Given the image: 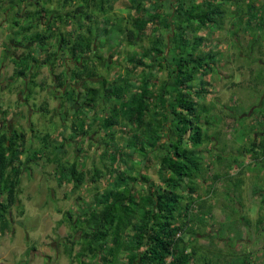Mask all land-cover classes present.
Returning a JSON list of instances; mask_svg holds the SVG:
<instances>
[{
    "label": "rangeland",
    "instance_id": "374dc122",
    "mask_svg": "<svg viewBox=\"0 0 264 264\" xmlns=\"http://www.w3.org/2000/svg\"><path fill=\"white\" fill-rule=\"evenodd\" d=\"M33 1L20 5L21 9L24 5L27 9L18 18L19 26L16 24L14 0L11 4L7 0L3 9L5 14L10 15L5 26L0 28V40L5 42L4 45L10 38L13 40L17 25V44L22 47L9 53L12 56L16 54L19 61L23 55L34 53L39 63L33 66L32 77L17 78L19 69H15L11 55L6 54L7 72L4 78L11 77L16 86L0 94L1 115L4 116L1 118L4 121L2 133L17 131L26 135L25 161L28 154L42 148V138L47 134L51 136L52 145L64 146V152L49 145L44 151L47 154L42 153L25 169L18 202L10 212V230L4 234L0 231V264H84L77 256L81 250L77 240L82 233L77 232V228L75 230V225L84 229V213L94 206L96 196H101L113 180L109 177V161L105 156L106 150H109L105 142L111 143V140L100 128V122L108 111L104 112L102 105L95 110L83 107L86 118L93 126L91 136L78 139L72 136L71 125L76 109L85 102L87 92L83 91V81H72L71 74L77 63L68 50L60 51L57 56L53 53H58L61 36L73 41L78 34L85 33L89 25L93 34L99 35L102 43H107L105 29L108 27L112 31L116 23L112 45L99 50L104 60L96 65L98 74L108 81H115L123 75L138 86L143 78L141 68L129 74L127 68L131 67V63L128 59L133 55L142 57L144 49H151L155 32L150 25L147 34H152L153 38L148 36L138 45L126 42V28L134 29L133 0H96L90 10L94 23L83 15L77 16V21L70 20L74 6L79 4L75 0L66 8L62 6L66 0H42L41 5L45 6L46 12L37 20L32 13L36 10ZM177 1L181 0H174L175 3ZM184 1L189 7L192 2L201 4L203 0ZM170 2L158 0L151 4L146 0L143 9L148 14L157 10L166 14L171 9ZM250 5L254 7L252 14ZM221 8L224 14L213 27L203 26L199 31L188 30L187 33L189 39L195 34L204 37L198 54L214 57L209 56L205 62L210 68L208 74L199 75L193 82L197 89L201 82L207 83L208 94L198 100L197 112L207 118L202 121L207 139L200 148V157L208 170L195 179L196 203L192 214L197 217H194L196 220L192 228L196 234L194 240L187 235L186 241L198 251L192 264H264V151L260 147L253 151L256 141L264 142V25L261 26L264 24V0L230 3L221 5ZM106 12L109 16L106 17L109 18L107 22ZM52 13L61 15L67 22L57 21L47 29ZM160 20L162 31L155 33V42L161 35V44L168 47L163 50L164 46L160 45V48L169 55L172 45L175 46L172 27L174 31L178 30L179 20L174 15L163 16ZM165 20L172 24L170 28L165 27ZM197 23L194 20L193 24L184 26L196 27ZM254 25H259L261 29L254 30ZM38 33L45 34L46 39L39 42ZM25 37L28 39L25 40ZM88 57L95 59L93 53ZM161 57L162 54L145 59L151 65L147 74L157 86L168 75L167 63L157 61ZM62 72L67 76V87L58 89L55 77ZM97 81V78L87 81L86 89L98 87ZM65 89L74 98H82L77 103L65 104L66 95L61 94ZM8 124L11 130L6 127ZM115 132L118 145L125 146L129 134L120 128H116ZM169 136L174 137L172 132ZM156 154L150 155V161L138 159L139 165L135 169L159 184ZM57 157L64 159L66 164L76 163L79 170L84 165L83 171L88 173L86 183L80 188H75L74 182L69 180L61 183L53 161ZM94 169H101L103 174L95 184L90 182ZM73 237L76 239L73 240ZM73 241L76 244L70 257ZM85 241L82 240L83 246L87 245ZM85 261L92 264L94 260L89 256Z\"/></svg>",
    "mask_w": 264,
    "mask_h": 264
},
{
    "label": "trees",
    "instance_id": "16d2710c",
    "mask_svg": "<svg viewBox=\"0 0 264 264\" xmlns=\"http://www.w3.org/2000/svg\"><path fill=\"white\" fill-rule=\"evenodd\" d=\"M26 1L19 0L20 5ZM75 1L79 4L74 6L70 20L77 21V16L83 15L90 23H94L93 12L90 10L96 0ZM75 1L67 0L65 5H72ZM145 1H132L134 29L126 28L124 35L126 42L132 45H138V42L148 36L154 37L153 46L148 51L144 49L142 57L133 55L128 59L131 63V67L127 68L129 74L141 68L143 78L138 86L123 75H119L115 81H108L98 74L96 65L104 60L99 50L112 45L111 37L116 33V23L112 31L108 27L105 29L107 43H102L100 36L93 34L89 25L85 33L78 34L73 41L61 36L58 53H53V56H57L60 51L68 50L70 57H74L77 63L71 74L72 81H83V91L87 92L85 102L76 109L75 120L71 125L72 136L75 139L91 136L93 126L86 118L83 107L95 110L102 105L104 112L108 111L100 122V128L111 140V143L105 142L109 147L105 156L109 161V177L113 179L112 184L101 196H96L94 206L84 213V229L78 228L74 223L75 230L77 228V232L82 233L77 240L81 245L77 256L79 255L78 259L84 264L85 258L89 256L94 260L92 264H192L198 253L197 248L186 241V236L191 235L194 240L196 234L192 228V223L196 220V215L192 214L196 203L195 179L202 177L208 170L200 157V148L207 139L202 121L207 118L197 112L198 100L208 94V89L205 82H201L198 89L194 87L193 82L199 75L208 74L210 68L205 62L209 56H214L198 54L204 37L195 34L189 39L187 33L188 30L199 31L203 26L213 27L224 14L221 5L239 4L248 0H203L201 4L192 2L189 7H186L184 0L177 1L178 3L170 0L171 9L166 14L159 10L148 14L143 9ZM147 1L155 4L158 0ZM249 8L252 14L254 7L250 5ZM102 11L104 12V7ZM104 14L105 22L109 21V18H106L109 17L108 13ZM168 15H174L179 20V29L174 31L172 27L175 46L172 45L169 55L160 48L165 45L161 44V35H158L155 42V33L162 31L160 18ZM194 20L198 22L196 27H185L188 23L193 24ZM163 23L166 28L172 25L166 20ZM150 25L153 26L152 32H155L153 37L152 34H147ZM258 26L254 25V30H260ZM38 35L39 42L46 39L45 34ZM26 39L28 37H25ZM167 47L164 46L163 50H167ZM90 53H93L96 60L88 57ZM160 54L162 57L157 61L160 64L167 63L168 75L157 86L147 74L151 65L145 59ZM21 59L20 63L17 61V78L32 77L33 66L39 63L38 57L34 53H28ZM55 78L58 89L67 87V76L63 72ZM95 78L99 86L86 89L87 81L91 82ZM69 92L68 89L64 90L65 104L77 103V100L82 98L79 96L80 98L76 99ZM116 128L129 134L125 146L118 145ZM170 132L174 137L169 136ZM50 138L49 134L43 137L42 148L31 154L32 157L28 154L25 161L23 157L27 153L26 135L17 131L13 134H0V231L3 234L10 230V212L18 202V192L25 169L39 159L42 153H46L44 151L49 145L54 150L61 149V152H64V146L52 145ZM167 139L168 142L164 141ZM253 145V151L258 147L264 151L263 141H256ZM154 152H157L155 159L159 184L142 174L141 170L135 169L139 165L138 159L150 161L149 157ZM63 160L60 157L53 159L57 165L56 173L60 182L69 180L74 182L75 188H80L86 183L88 175L83 171L84 165L79 170L76 163L66 164ZM101 173V169H94L90 182H98L103 176ZM197 221L199 222V218ZM75 239L73 237V240ZM83 239L86 240V246H83ZM75 244L73 241L70 257L73 256Z\"/></svg>",
    "mask_w": 264,
    "mask_h": 264
},
{
    "label": "flooded vegetation",
    "instance_id": "af4514ba",
    "mask_svg": "<svg viewBox=\"0 0 264 264\" xmlns=\"http://www.w3.org/2000/svg\"><path fill=\"white\" fill-rule=\"evenodd\" d=\"M6 1L7 0H0V14H2V17H0V19L2 18V21L0 20V28L2 26H5L4 24L6 23L9 15H10V14H5L6 11L5 12L3 11L4 6L7 3ZM12 1L13 0H8V3L11 4ZM28 1L29 0H27L26 3H28ZM41 1L42 0H35L32 2L33 8L36 9V10L32 11V13L36 15L37 20H40L39 18L41 17L42 13L46 12L45 6L41 5ZM14 3H15L14 4V12H15V15L17 16V23L16 24L19 26L20 25L19 19L22 17L20 14H24V12H25L24 10L27 9V7L24 5L23 8L21 9L19 0H14ZM64 5H65V1H64L62 6L64 7ZM67 6L68 5H65L64 8H66ZM52 17L50 19L51 21H49L46 25L47 29L51 26V24L53 22H55V24H56L57 21H62V23L66 21V18L59 19V15H55L54 13H52ZM17 25L14 27L15 33H14V39L13 40H11V38H10V41L6 45H4L5 44L4 41L0 40V42H1L0 45L2 46L0 48V94L1 93H7L13 86H16V83L14 82V80L10 79L11 77H8L7 79H5L4 76L7 72V66H6V62H5V60L7 58L6 54L11 55L9 53V52H11L10 50H17V48L22 47L19 43L17 44ZM11 60H13V64H15L14 67L17 70V61L19 62L20 59H18L17 55L15 54L14 56L11 55ZM54 83L56 84L57 81L55 80ZM63 93H64V91H62L61 94H63ZM1 114L2 113H1V108H0V134L2 133V130L4 129V123H3L4 121H3V119H1V118H4V116ZM6 127H8L10 129V124L6 125Z\"/></svg>",
    "mask_w": 264,
    "mask_h": 264
}]
</instances>
